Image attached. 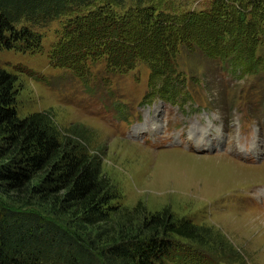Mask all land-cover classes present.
I'll return each instance as SVG.
<instances>
[{"label":"rangeland","instance_id":"1","mask_svg":"<svg viewBox=\"0 0 264 264\" xmlns=\"http://www.w3.org/2000/svg\"><path fill=\"white\" fill-rule=\"evenodd\" d=\"M111 5L34 26L33 48H0L19 115L48 111L84 134L124 206L203 227L207 245L177 239L183 264H264V0Z\"/></svg>","mask_w":264,"mask_h":264},{"label":"trees","instance_id":"2","mask_svg":"<svg viewBox=\"0 0 264 264\" xmlns=\"http://www.w3.org/2000/svg\"><path fill=\"white\" fill-rule=\"evenodd\" d=\"M126 1L0 0V48H33L42 38L34 26L76 8ZM112 51L123 62L115 45ZM16 83L0 66V264H183L189 248L178 247V238L207 245L208 232L170 207L124 206L84 134L63 132L48 111L19 115Z\"/></svg>","mask_w":264,"mask_h":264},{"label":"bare ground","instance_id":"3","mask_svg":"<svg viewBox=\"0 0 264 264\" xmlns=\"http://www.w3.org/2000/svg\"><path fill=\"white\" fill-rule=\"evenodd\" d=\"M233 162V161H232ZM220 164H218V166H219Z\"/></svg>","mask_w":264,"mask_h":264}]
</instances>
